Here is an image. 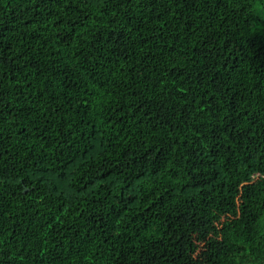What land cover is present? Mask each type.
I'll return each instance as SVG.
<instances>
[{"label":"trees","instance_id":"16d2710c","mask_svg":"<svg viewBox=\"0 0 264 264\" xmlns=\"http://www.w3.org/2000/svg\"><path fill=\"white\" fill-rule=\"evenodd\" d=\"M0 264H264V0H0Z\"/></svg>","mask_w":264,"mask_h":264}]
</instances>
